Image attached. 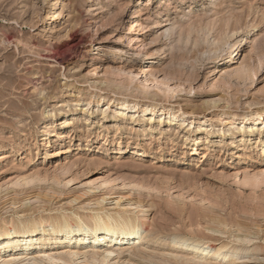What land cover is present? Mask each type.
Listing matches in <instances>:
<instances>
[{"label":"rangeland","instance_id":"obj_1","mask_svg":"<svg viewBox=\"0 0 264 264\" xmlns=\"http://www.w3.org/2000/svg\"><path fill=\"white\" fill-rule=\"evenodd\" d=\"M54 1L0 0V191L69 186L61 203L39 210L43 204L34 207L33 201L28 213L9 211L7 222L56 212V221L64 220L73 195H83L80 200L86 202L90 181L100 185L111 180L112 191L120 192L114 196L139 197L148 209L138 244L145 258L128 260L126 250L122 260L128 264H184V249L171 244L180 236L213 241L211 254L223 243L229 245L212 264H264V143L256 145L264 137V0H63L52 9ZM244 36L249 43L242 42ZM92 63L97 70L87 75ZM55 96L60 100L54 102ZM133 103L205 119L156 125L153 136L145 135L150 117L168 115L125 107V116L117 121L134 115L146 123H122V136L114 140L116 126L107 118L119 105ZM65 109L76 110L71 116L75 127H69L66 143L53 145L63 126L59 110ZM221 115L231 118L207 140L204 129L219 124ZM196 125L200 129L190 139L200 135V142L186 146V132ZM44 139L52 146H45ZM124 147L134 152L115 158ZM203 151L205 158L198 154ZM255 171L262 177L251 178ZM105 188L100 195L109 193ZM0 202L1 208L4 200ZM124 205L118 216L135 211L128 202ZM74 206L79 216L89 210ZM141 212L132 220L143 221ZM50 226L45 229L49 237L40 235L42 227L12 226L0 251L68 244L61 240L66 227ZM244 246V253H233Z\"/></svg>","mask_w":264,"mask_h":264},{"label":"bare ground","instance_id":"obj_2","mask_svg":"<svg viewBox=\"0 0 264 264\" xmlns=\"http://www.w3.org/2000/svg\"><path fill=\"white\" fill-rule=\"evenodd\" d=\"M63 2H64L63 0H55L53 2L52 9H57L58 7H60L62 5ZM125 26H126L125 29H127L126 33H128L129 28L127 25H125ZM259 26L260 25L256 23L253 25V28L257 30L258 28H260ZM242 42L244 44H246V43H249L250 41H249V38L247 36H244V37H242ZM232 47H233V45L230 44L229 48H232ZM114 52H115L116 57L117 58L119 57V59H120L121 58V55H120L121 51H119V48L116 47ZM116 57L111 58L110 60L114 61ZM96 70H97V66L95 65V63H92L90 70L87 73V75L94 74ZM148 73L153 74V70H149ZM72 96L74 97L75 95H72ZM59 98H60V96H58V97L55 96L52 100L54 102L59 101L60 100ZM91 101H92V98L90 99V102ZM110 102H111V100H110ZM74 104L72 103V105H74ZM103 104L108 105L107 102L103 103ZM125 107L130 108V109H135V110H141V108L143 107L142 110H151L150 111L151 113H153L155 111H158V112L163 111L168 115V117L167 118L161 117V118L157 119L156 117L152 116V117H150L149 121L146 123V121L143 118H140V117L135 118L134 115H132L130 118H126V119L123 118V119L117 121L119 119V117L125 116V114H124V108ZM84 113H86V109H84ZM255 113L256 112H253L251 115L254 116ZM75 114H76L75 109L59 110V115L61 116V119H63L61 121V124L63 126L60 127L55 132V139L53 140V145L59 144L62 146L64 143H66L68 138L69 139L71 138L72 134L70 131H68V129H69V127H72V126L75 127L73 117H71V116H74ZM100 114H101V117L99 120L103 121V119L106 118L107 111L103 110V111H101ZM242 114H245V116L250 115L247 113H242ZM51 115L54 116L55 113H52ZM51 115H50V117H51ZM172 115H173V117H172ZM257 115L258 116L261 115V112L257 111ZM110 118H111V120L109 122H114L115 126H116L115 134H114V136H115L114 140H118V141L120 140L122 133H123V131L121 129L122 123H123V125L128 124V125H132V126H139V124H141V123H146L148 126V129L147 130L145 129L146 130L145 135H152L153 136V131H154L156 125L159 127L162 125H165V124L172 125L174 123L179 122L180 119H184V118H189V119H193V120L195 119L194 121H196L198 123H202L205 119L204 116H202V115L194 116V114L189 115L185 112H183V113L179 112L178 113V112H175L171 109L166 110L163 107L157 106V105L152 104V103H144V104L133 103V104L119 105V107L114 109L113 115L111 117H108L107 119H110ZM230 118L225 117V116L223 117L221 115V117L219 119V124H216L211 129H208V128L204 129L206 139L209 140L210 137H212L218 130H220V127L224 123L226 124ZM86 122L88 123V121H86ZM47 128H50V126ZM198 128H197V125L195 127L188 128V130L186 132V133H188V137L186 139L187 141L185 142L186 146L189 143H191L190 141H193V142L197 141V144H199L200 139H201L200 135H197L193 139H190L191 136H193L194 134L197 133ZM250 128H251V126H250ZM250 128L246 129V130L242 129L241 130L242 134L245 135L246 133L251 132L252 129H250ZM91 129H92V123H88L87 124V130H91ZM221 130H223V129H221ZM244 135H243V137H244ZM44 140H46L43 143L45 146H50V145L52 146V143L50 141H48V139H44ZM87 140L91 141V139H89V138ZM262 143H264V137L260 136V138L257 139L256 145L258 146L259 144H262ZM245 144L246 143L244 141V145ZM207 148L209 150V148H211V146L207 147ZM58 150L55 151L56 155L58 152L61 151L60 149H58ZM262 150L264 152V144L262 145ZM195 151L197 152V150H195ZM133 152H134V150L131 147L119 148L116 150L117 154L115 155V158L116 157H122V156H125V155L133 153ZM123 154H125V155H123ZM198 154L202 158L206 157V154L204 151L200 152ZM248 175H250V173ZM248 175H246V179L249 178V177H247ZM262 175H263L262 173L255 171V172H253V174L250 175V177L252 176L251 178H254V177L259 178V177H262ZM30 181H33V180H30ZM25 182H27V179L23 183H25ZM111 182L112 181L110 180V181L104 182L103 184L97 185V184H94V182L92 183L90 181L89 182V189H86L87 191L85 193L86 195L89 194L88 195L89 197L84 198V200L85 199L87 200L86 202L85 201L83 202L82 201L83 199L80 200V197L82 198L83 195L78 196V197L71 195L72 199L70 200V202L72 203V205L69 209H65V213L63 211H60V213L63 212L64 216H65V219L60 220V221H56V218H58V214H59L58 212L54 213L51 216L41 215L39 218L33 219V220H25L24 221V220H22L23 218H19L18 221H16L18 223L14 222L11 224H9L7 222L6 218H7V213L9 211H16V212H20L22 214L32 211L33 208L31 207L30 203L33 201H34V204H33L34 207H36L35 204H37V203L43 204L42 206H39L37 208L39 210H40V208H44V209L46 208L47 209L49 206L52 207L54 201H56L57 203L58 202L61 203L62 199L60 198V195L63 196V194L66 193L65 189H67L66 187L69 186L68 183L62 187H59L60 186L59 183H57V185H51L52 184L51 183L49 186H43L37 182L39 184V186L37 185L36 187H32V188L28 187L26 189L25 188L20 189L21 192L24 194L22 198L19 197L20 194L18 195V193H17L20 190L19 191L13 190L15 192V194H9V193H5V192H4L5 194H2V192H1L2 190H1L0 191V200H4L1 208L3 210H5V212H3L0 208V244L4 242V237L7 235L6 232L12 226L20 227V228L27 227V228H32L33 230L35 228H41L42 227L44 229L40 235H43V232H44L46 234L45 236H47L48 234L46 233L45 229H48V227H51L50 225H52V227L53 226H59V225H63L64 228L66 227L65 228L66 229L65 236L63 238H61V240H67L66 243H68V244L61 245V246H56V245H50V246L27 245V246H24L22 248H17V249H13V250H2V251H0V264H120L121 262L120 263H118V262L121 261L123 257H125V256H123V254L126 250H128L126 252L129 253L128 260L135 258V257L138 258V256H140V258L142 256H144L142 258H145V255H143L144 253L142 252L143 249L141 248L142 251L139 250L140 245H138V244H140V242L142 241L141 240V238H142L141 230H142L144 225H147L148 209L146 207V203L143 201V199H140L139 197L135 198V199H129V198H127L126 195H122V194H118V195L114 196V194L116 192L112 191V190H114L113 189L114 187L111 185ZM33 183H34V181H33ZM26 184H29V183H26ZM26 184H24V186ZM18 185H21V182L18 183ZM15 186H17V185H15ZM104 186L109 190V193H107V195H100L101 193L99 194V192L103 191ZM21 188H22V186H21ZM30 190H35V191L33 194H31V193H28V192H30ZM117 193H120V192H117ZM125 202L126 203L128 202V204H131V206L133 208H135V211L133 209V212L131 211L132 213L131 212L127 213L125 216H120V215L118 216L117 214H119V209L124 204H126ZM109 204L113 205V208H112V206L109 207L110 206ZM74 205L80 206L79 208H81V209H85L84 205H87L89 210L84 215L79 216L77 214V212H75L73 210V209L77 208ZM147 205H148V203H147ZM69 206H70V203H69ZM125 207H127V206H125ZM132 207H130L128 210L130 211ZM61 209L63 210V207ZM122 210L126 211L124 209H122ZM140 211H142L146 214V218L144 217L145 219H142L143 221L138 219L141 222L133 221L132 217L135 214L137 215L138 212H140ZM134 220H135V216H134ZM248 230H250V229H248ZM220 232H222V231H220ZM87 233H89L88 237L85 236ZM236 233H237V230H236ZM143 235H144V233H143ZM149 235H151V234H149ZM74 236H78V238H76V241L78 243H75L73 241ZM47 237H49V236H47ZM147 237H150V236L147 235ZM30 238H31V240L34 239V237L33 238L30 237ZM246 239L247 238L245 237V240ZM120 242L123 243L124 245L123 246L117 245V243H120ZM232 243H234V242H232ZM171 244H174L175 248L182 247V249H184L183 251L185 252V254H184L185 256L183 254L180 255L182 258L184 257L183 258L184 260H182L184 264H212L213 260L218 262L220 256L223 255L225 252H227L230 249L228 247L229 245H227L226 243L225 244L223 243V245H220L217 248H214L215 252L213 254H211V250H209V248L213 249V241L203 240V239L199 240L197 238L193 239V237L187 238V237H181L180 236V237H177L174 240V243H171ZM241 247H243V246H241ZM244 249H245V246H244V248H240V249L235 248L233 253L239 254ZM248 249H249V247H248ZM242 253H244V252H242ZM231 254H232V252H231ZM169 255L171 256V254H169ZM236 256H238V255H236ZM173 257H177V256L175 255ZM182 258H180V259H182ZM224 258H227V257H224ZM236 258L237 257H235V256L232 257V259H234V260ZM177 261H179V260L177 259ZM182 261H180V262H182ZM121 264H128V262H125L124 260H122ZM225 264H226V262H225ZM235 264H236V262H235Z\"/></svg>","mask_w":264,"mask_h":264}]
</instances>
